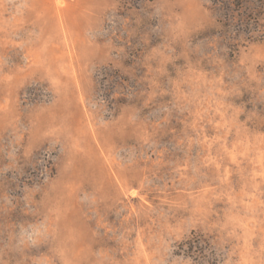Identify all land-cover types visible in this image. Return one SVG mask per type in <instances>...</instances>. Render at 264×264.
Masks as SVG:
<instances>
[{"label": "rangeland", "instance_id": "rangeland-1", "mask_svg": "<svg viewBox=\"0 0 264 264\" xmlns=\"http://www.w3.org/2000/svg\"><path fill=\"white\" fill-rule=\"evenodd\" d=\"M0 264H264V0H0Z\"/></svg>", "mask_w": 264, "mask_h": 264}, {"label": "trees", "instance_id": "trees-1", "mask_svg": "<svg viewBox=\"0 0 264 264\" xmlns=\"http://www.w3.org/2000/svg\"><path fill=\"white\" fill-rule=\"evenodd\" d=\"M126 1L130 5L136 6L140 2H143L145 0H126ZM186 244L188 246V249L190 251H193L196 254L204 255V253L207 254V252H209V253H211V256L214 255L213 254V251H210V244H208V242H206V240H201V239H195V240H193L192 239V240L186 241Z\"/></svg>", "mask_w": 264, "mask_h": 264}]
</instances>
